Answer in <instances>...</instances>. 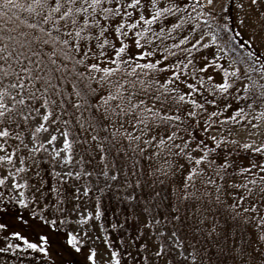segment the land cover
Masks as SVG:
<instances>
[{
	"label": "snow or ice",
	"instance_id": "1",
	"mask_svg": "<svg viewBox=\"0 0 264 264\" xmlns=\"http://www.w3.org/2000/svg\"><path fill=\"white\" fill-rule=\"evenodd\" d=\"M76 255L264 264V0H0V264Z\"/></svg>",
	"mask_w": 264,
	"mask_h": 264
},
{
	"label": "trees",
	"instance_id": "2",
	"mask_svg": "<svg viewBox=\"0 0 264 264\" xmlns=\"http://www.w3.org/2000/svg\"><path fill=\"white\" fill-rule=\"evenodd\" d=\"M230 55H235L236 53H229ZM70 128H72V125L70 124L69 125ZM72 132H73V135H75V129L72 128ZM85 159H87V157H85ZM93 196H95L96 194L93 193L92 194ZM111 193H101L100 196L102 198V204L107 207L108 204H109V200H110V197H111ZM92 199L89 197V198H84L81 203L85 206H87L89 208V210H92L91 209V204H92ZM92 235H95V233H91ZM98 247H100V249L103 251V246L99 244V241L97 243ZM82 260H83V257L82 256H79V255H76L75 257L72 258L71 260V264H82ZM56 264H61L60 260L57 258L56 260Z\"/></svg>",
	"mask_w": 264,
	"mask_h": 264
},
{
	"label": "rangeland",
	"instance_id": "3",
	"mask_svg": "<svg viewBox=\"0 0 264 264\" xmlns=\"http://www.w3.org/2000/svg\"><path fill=\"white\" fill-rule=\"evenodd\" d=\"M221 46H223V45H221ZM227 55H230V54H226V56H227ZM241 134H243V133H242V130H241ZM96 243H98V241H97ZM101 253H102V250H101Z\"/></svg>",
	"mask_w": 264,
	"mask_h": 264
}]
</instances>
